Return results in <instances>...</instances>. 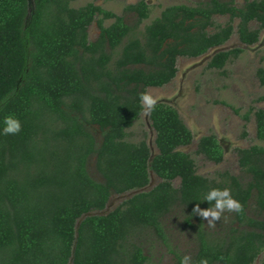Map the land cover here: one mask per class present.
Masks as SVG:
<instances>
[{
	"label": "trees",
	"instance_id": "16d2710c",
	"mask_svg": "<svg viewBox=\"0 0 264 264\" xmlns=\"http://www.w3.org/2000/svg\"><path fill=\"white\" fill-rule=\"evenodd\" d=\"M77 1L32 0L31 8L28 0H0V129L9 115L21 124L16 134L0 132V264H146L140 239L151 232L165 242L162 220L176 206L196 233L189 264H253L264 252V110L242 115L254 116L258 142L236 151L246 182L228 172L198 175L179 150L193 135L167 104L149 110L153 157L144 139L129 140V129L144 110L140 95L170 84L178 58L223 46L235 20L240 42L258 43L264 0H245L240 8L234 0L171 5L148 24L150 7L139 0L124 8L135 15L132 25L93 2L75 7ZM215 17L228 21L219 25ZM93 22L99 34L90 41ZM252 22L258 28L250 29ZM242 53L220 51L206 67L222 71ZM256 75L264 86V68ZM196 153L215 164L224 157L214 134L198 140ZM92 157L100 181L88 173ZM150 171L160 179L151 190L89 215L104 210L113 194L145 188ZM211 188H228L241 204L215 236L193 213L196 204L212 206L203 199ZM251 201L255 217L248 215ZM174 256L181 264L183 256Z\"/></svg>",
	"mask_w": 264,
	"mask_h": 264
},
{
	"label": "rangeland",
	"instance_id": "374dc122",
	"mask_svg": "<svg viewBox=\"0 0 264 264\" xmlns=\"http://www.w3.org/2000/svg\"><path fill=\"white\" fill-rule=\"evenodd\" d=\"M32 8V0H28ZM139 0H78L75 7L93 2L106 10L122 16L126 23L132 25L135 15L126 13L124 8L136 4ZM208 0H146L150 7L148 24L160 15V12L171 5L184 4L193 6ZM228 1V0H226ZM237 7H242L245 0H234ZM216 24L224 25L227 17H215ZM237 20L233 22L236 30ZM110 22H108L109 24ZM144 26V25H143ZM141 26V28H143ZM258 28V24L252 22L250 29ZM234 30L231 38L221 47L209 50L205 55L188 59L180 57L177 60V75L175 79L162 88H148L146 94L156 100V103L167 104L178 112L182 122L193 135L192 143L179 150L187 153L194 160L198 175L206 178H216L219 173L228 172L238 177L243 182L248 177L243 174L239 165L236 151L257 144L255 119L252 114L248 121H244L242 115L249 109L264 110V101H257L264 96V86L257 78V70L264 68V29L260 33L258 43L248 46L240 42ZM99 34L96 22L88 28V38L94 41ZM242 49L243 53L226 65L224 70H210L206 66L213 55L220 51ZM134 126L129 129V140L140 141L144 139L148 144L151 156L157 154L155 147V131L149 120V110L145 108ZM237 111V112H236ZM97 142L100 141V132L91 127ZM214 134L224 150L223 161L215 164L196 153L198 140L205 135ZM88 173L100 181L101 178L94 168V158L89 160ZM149 184L140 190H133L121 195H111L102 211L91 212L89 215H105L114 210L122 202L128 200L139 192L151 190L160 179L149 172ZM175 187L179 186V179L173 181ZM248 215L255 217L253 201L250 202ZM186 213L180 206H176L162 220L165 242L155 237L151 232H146L142 238L141 246L148 257L146 264H175L174 253L191 260L197 251L195 230L185 225ZM210 219V218H209ZM232 211H225L220 218L209 225L202 218L204 230L210 235H217L228 229L231 225ZM195 224V222H193ZM253 264H264V252L258 256Z\"/></svg>",
	"mask_w": 264,
	"mask_h": 264
},
{
	"label": "clouds",
	"instance_id": "9594fccd",
	"mask_svg": "<svg viewBox=\"0 0 264 264\" xmlns=\"http://www.w3.org/2000/svg\"><path fill=\"white\" fill-rule=\"evenodd\" d=\"M140 101L147 110H150L156 104V100L146 93H142L140 95ZM20 129L21 124L19 120L14 116L9 115L4 118L3 128L0 129V132H2V134H16L20 131ZM203 199L207 203H214H212L211 207L206 209H201L199 204H196V206L193 208V213L195 215H199L201 218L206 219L210 226L220 218L223 212H239L241 210V204L238 200L233 198L228 188H224L222 190L211 188L206 192ZM181 264H189V257H183L181 259ZM200 264H207V261L202 259Z\"/></svg>",
	"mask_w": 264,
	"mask_h": 264
}]
</instances>
